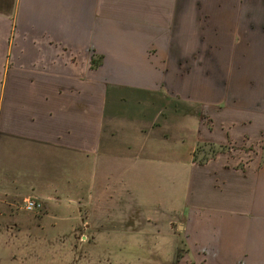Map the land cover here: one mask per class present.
<instances>
[{"label":"crops","instance_id":"0c3cea01","mask_svg":"<svg viewBox=\"0 0 264 264\" xmlns=\"http://www.w3.org/2000/svg\"><path fill=\"white\" fill-rule=\"evenodd\" d=\"M263 131L264 0H0L3 230L181 227L193 263L264 264V162L193 160Z\"/></svg>","mask_w":264,"mask_h":264},{"label":"rangeland","instance_id":"374dc122","mask_svg":"<svg viewBox=\"0 0 264 264\" xmlns=\"http://www.w3.org/2000/svg\"><path fill=\"white\" fill-rule=\"evenodd\" d=\"M229 69L232 70L227 64L225 68H221V71L226 72ZM229 85L226 79V87ZM223 104L226 107V103L223 102L221 105ZM195 117H192L194 122H196ZM202 123L208 124V128L211 129V119L206 117L204 110L202 111ZM205 142L207 141H198L193 151V159L202 161L200 164L216 159L222 153H229L233 159L237 158L239 160L237 167L241 168L251 159L257 158L264 162V131L252 143H248L249 141H244L245 144L232 141L219 143L208 141L214 145L210 146L202 144ZM219 145L223 146V151L217 148ZM182 155L184 156V153ZM24 199L35 200L25 197L15 201L11 208V215L19 211L24 214L25 219L30 214L39 216L40 213L34 214L24 210ZM177 217L183 218V214H178ZM173 230H176L175 227ZM179 230L176 231V236L158 239H155L156 236L148 238L149 233H146L139 237L138 244L122 246L121 244L110 245L100 238L110 231L100 230V240H98L93 238L98 231L80 226L70 228L65 223H56L55 227L41 233L25 229L6 231L0 228L2 232L0 233V264L6 263L3 258L10 252L17 256V264H200L191 262L184 244L186 240Z\"/></svg>","mask_w":264,"mask_h":264},{"label":"built area","instance_id":"2783aa9c","mask_svg":"<svg viewBox=\"0 0 264 264\" xmlns=\"http://www.w3.org/2000/svg\"><path fill=\"white\" fill-rule=\"evenodd\" d=\"M23 203L25 210L28 211H37L40 210L42 207V204L40 202L32 199H24Z\"/></svg>","mask_w":264,"mask_h":264},{"label":"trees","instance_id":"16d2710c","mask_svg":"<svg viewBox=\"0 0 264 264\" xmlns=\"http://www.w3.org/2000/svg\"><path fill=\"white\" fill-rule=\"evenodd\" d=\"M92 64H94V65H97L98 64V60H92ZM202 144H206V145H210V146H214L213 144H211V143H209V142H205V143H202ZM217 148L219 149H221V151H223L224 149H223V146H217ZM194 161L196 160V159H193ZM196 162H198V163H200V162H202V161H196Z\"/></svg>","mask_w":264,"mask_h":264}]
</instances>
